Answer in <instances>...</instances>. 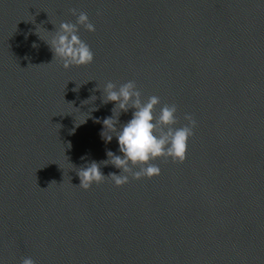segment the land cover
I'll use <instances>...</instances> for the list:
<instances>
[{
    "label": "water",
    "instance_id": "obj_1",
    "mask_svg": "<svg viewBox=\"0 0 264 264\" xmlns=\"http://www.w3.org/2000/svg\"><path fill=\"white\" fill-rule=\"evenodd\" d=\"M73 9L95 59L65 69L37 29L50 40ZM128 81L197 125L183 163L118 187L113 103L92 90ZM93 161L105 178L85 190ZM25 258L264 264V0H0V264Z\"/></svg>",
    "mask_w": 264,
    "mask_h": 264
},
{
    "label": "clouds",
    "instance_id": "obj_2",
    "mask_svg": "<svg viewBox=\"0 0 264 264\" xmlns=\"http://www.w3.org/2000/svg\"><path fill=\"white\" fill-rule=\"evenodd\" d=\"M72 13L77 15L75 9ZM78 26L84 27L89 32L96 30L85 12L77 15L75 24L61 23L50 40L44 39L37 29L38 37L47 43L54 58L59 57L63 60L65 69L72 66H86L93 63L95 59L90 46L78 35ZM32 47L37 48L38 45L33 43ZM92 91L101 92L102 104L113 103L112 115L105 117L102 121L101 138L106 143H110L113 137L117 140L120 154L117 155L108 150L106 152L108 159L102 162L110 163L120 170L119 174L111 173L108 176L116 186L120 187L128 183L129 177L139 180L160 175L161 169L152 163L157 158L171 159L174 163H183L186 160L189 139L194 135L197 125L196 120L190 114L184 115L186 124L176 127L177 106L164 104L157 112L156 108L161 103L160 98L150 96L145 100L135 81H128L119 87L108 82L103 87L98 86ZM96 99L95 95L91 97L92 101ZM129 111H131V118L121 124L120 115ZM81 159H86V157H81ZM78 175L81 181L79 187L85 190L105 178L100 165L95 161L82 167ZM22 264H35V262L31 258H25Z\"/></svg>",
    "mask_w": 264,
    "mask_h": 264
}]
</instances>
